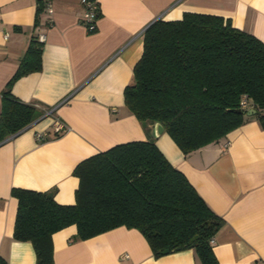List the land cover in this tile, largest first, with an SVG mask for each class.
I'll return each instance as SVG.
<instances>
[{"label": "crops", "instance_id": "crops-1", "mask_svg": "<svg viewBox=\"0 0 264 264\" xmlns=\"http://www.w3.org/2000/svg\"><path fill=\"white\" fill-rule=\"evenodd\" d=\"M48 1L53 13H42L35 27L37 0H0V107L32 38L44 34L41 69L15 81L11 93L46 110L0 143V258L36 264L31 243L13 239L12 189L53 191L57 203L72 205L78 186L72 171L80 161L152 138L223 220L212 244L217 264H264V125L255 111L249 107L245 122L225 138L184 155L164 130L158 137L153 125L147 131L123 98L151 23L185 12L215 15L264 42V0H97L93 32L81 23V0ZM55 119L67 127L60 135L52 129ZM38 133L46 136L37 141ZM75 234L72 225L52 235L53 264H201L193 249L154 257L136 229L118 227L87 240H73Z\"/></svg>", "mask_w": 264, "mask_h": 264}, {"label": "trees", "instance_id": "trees-1", "mask_svg": "<svg viewBox=\"0 0 264 264\" xmlns=\"http://www.w3.org/2000/svg\"><path fill=\"white\" fill-rule=\"evenodd\" d=\"M46 1L37 0L35 27ZM42 45L32 38L1 93L0 143L46 112L11 93L15 81L41 69ZM123 98L147 131L161 124L184 155L225 138L245 122L249 107L264 125V42L220 16L185 12L178 20L158 19L143 32ZM72 174L78 179L72 205L57 203L53 191H11L13 239L31 243L36 264H53L52 235L72 225L73 240L126 227L144 236L156 258L164 250L193 249L201 264H217L210 240L223 220L152 138L114 145L80 161ZM0 264L7 263L0 258Z\"/></svg>", "mask_w": 264, "mask_h": 264}, {"label": "built area", "instance_id": "built-area-1", "mask_svg": "<svg viewBox=\"0 0 264 264\" xmlns=\"http://www.w3.org/2000/svg\"><path fill=\"white\" fill-rule=\"evenodd\" d=\"M81 4L83 7V16L81 19V23L86 28L88 32H93L96 29V20L99 15V4L97 0H81ZM44 13H46L48 16H50L53 13L51 4L49 1H46L44 3ZM48 25L51 23V20H47ZM7 36L6 34L4 35ZM37 41L40 43H43L45 41V35L44 34H38L36 36ZM242 107H246V101L243 100ZM53 132L56 135L62 134L64 131H66L67 127L62 123L60 120L55 119L52 125ZM46 136L45 133H38L36 135V140L40 141L43 139V137ZM228 143L225 145L227 146ZM213 238L210 240V244H213Z\"/></svg>", "mask_w": 264, "mask_h": 264}, {"label": "water", "instance_id": "water-1", "mask_svg": "<svg viewBox=\"0 0 264 264\" xmlns=\"http://www.w3.org/2000/svg\"><path fill=\"white\" fill-rule=\"evenodd\" d=\"M237 112L240 113L241 110L239 109V110H237ZM252 112H254V110H252ZM163 130L164 129H163V127H162L161 124L155 123L153 125V135H154V137H158L163 132ZM177 250H179V249H177ZM162 254L163 255H166V254H168V251L167 250H164Z\"/></svg>", "mask_w": 264, "mask_h": 264}]
</instances>
